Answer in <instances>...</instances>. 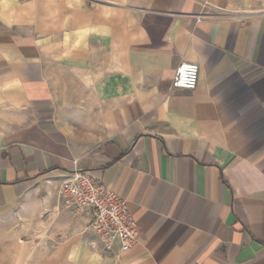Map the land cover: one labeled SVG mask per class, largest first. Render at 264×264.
I'll return each mask as SVG.
<instances>
[{"label":"crops","instance_id":"crops-1","mask_svg":"<svg viewBox=\"0 0 264 264\" xmlns=\"http://www.w3.org/2000/svg\"><path fill=\"white\" fill-rule=\"evenodd\" d=\"M73 172L127 201L131 249L62 207ZM7 218L14 264H264V0H0Z\"/></svg>","mask_w":264,"mask_h":264},{"label":"built area","instance_id":"built-area-1","mask_svg":"<svg viewBox=\"0 0 264 264\" xmlns=\"http://www.w3.org/2000/svg\"><path fill=\"white\" fill-rule=\"evenodd\" d=\"M199 75L197 63L182 62L175 71L172 88L194 91L198 87ZM58 195L64 209L91 214V229L104 245L105 252H112L116 245L125 252L137 243L140 229L127 201L89 173H71L62 183Z\"/></svg>","mask_w":264,"mask_h":264},{"label":"rangeland","instance_id":"rangeland-1","mask_svg":"<svg viewBox=\"0 0 264 264\" xmlns=\"http://www.w3.org/2000/svg\"><path fill=\"white\" fill-rule=\"evenodd\" d=\"M21 225L13 218L0 224V264H14L15 260L29 251V238L20 233Z\"/></svg>","mask_w":264,"mask_h":264}]
</instances>
